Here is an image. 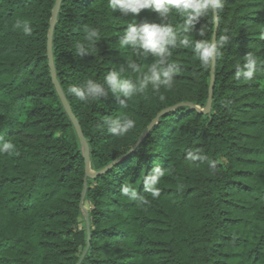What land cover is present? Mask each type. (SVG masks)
Returning a JSON list of instances; mask_svg holds the SVG:
<instances>
[{"label":"trees","instance_id":"obj_1","mask_svg":"<svg viewBox=\"0 0 264 264\" xmlns=\"http://www.w3.org/2000/svg\"><path fill=\"white\" fill-rule=\"evenodd\" d=\"M55 1L0 0V136L16 146L0 154V264H78L82 256L80 264H264V68L251 80L236 78L248 53L264 61V0H224L216 39L227 32L230 40L215 59L210 110L178 106L130 154L161 111L181 103L205 109L212 62L203 66L178 44L168 59L180 66L172 88L149 85L123 108L111 92L80 102L70 85L102 82L122 67V77L134 82L147 72L156 58L121 46L119 37L130 23L160 19L150 9L112 12L108 0H62L53 61L88 144L90 171L128 154L86 184L83 149L48 65ZM168 23L178 40L211 41L215 32L207 17L190 33L176 13ZM86 26L100 33L94 44L84 39ZM201 27L204 37L196 34ZM78 43L89 54H77ZM119 117L135 126L119 137L101 130L103 121ZM157 165L164 175L153 199L142 181ZM125 183L149 203L121 195Z\"/></svg>","mask_w":264,"mask_h":264},{"label":"clouds","instance_id":"obj_2","mask_svg":"<svg viewBox=\"0 0 264 264\" xmlns=\"http://www.w3.org/2000/svg\"><path fill=\"white\" fill-rule=\"evenodd\" d=\"M108 7L112 12L119 10L125 15L129 13L139 14L143 9H150L157 13L160 23L147 21L130 23L119 37L121 46L131 48L142 57L151 54L156 60L151 63L147 72L136 82L122 77L121 73L124 71L122 67L119 71H108L102 82L87 79L80 85H70L67 89L68 93L83 103L95 102L111 92L117 97L119 106L123 108L127 106L128 99L143 92L149 85L156 91L161 87L170 89L173 86L175 76L180 72V66L169 63L168 59L171 50L176 48L178 44L185 48H191L196 58L206 67L220 55V50L230 40L227 32L220 35L218 39L211 41L207 39L178 40V33L168 23L172 13L183 18L182 31L185 33L194 32L195 25L201 17H207L208 23H216L219 20V13L223 10L224 0H108ZM213 10H215V15L212 14ZM17 27H22V25L18 22ZM23 30L26 36L31 34L29 27L23 26ZM83 31L84 39L90 44H94L100 39V33L95 27L86 26ZM196 34L204 37L203 27L197 30ZM74 49L79 55L89 54L83 43L76 44ZM127 68L135 70L137 65L130 61ZM259 68H264V61H258L252 53H248L243 65L237 66L236 78L239 79L243 76V78L251 80ZM160 99L163 100L164 97L161 96ZM134 126L135 121L133 119L119 117L103 121L101 130H106L107 133L119 137L126 134ZM15 151L16 146L0 136V154H11ZM189 159H196V157L189 154ZM211 166L215 167V164L213 163ZM163 175L164 172L157 165L143 178L144 191L149 193L153 199L158 198L161 194L158 184ZM120 194L133 202L149 203L148 199L141 196L129 183L121 185Z\"/></svg>","mask_w":264,"mask_h":264},{"label":"water","instance_id":"obj_3","mask_svg":"<svg viewBox=\"0 0 264 264\" xmlns=\"http://www.w3.org/2000/svg\"><path fill=\"white\" fill-rule=\"evenodd\" d=\"M62 0H56L53 10H52V14H51V18H50V22H49V31H48V36H47V57H48V65H49V69H50V74H51V79L53 82V85L56 89V92L59 96V99L62 103V106L65 110V112L67 113L69 119L71 120L76 134L79 138V141L81 143L82 149H83V157H84V173H85V184H86V179L87 178H94L95 176L104 173L105 171H107L111 166H113L116 163H119L122 159H124L127 155L119 158L118 160H116L115 162L111 163L110 165H108L105 169L97 172V173H93L90 171L89 168V147L88 144L83 136L81 127L79 125V123L77 122L76 118L74 117L68 102L66 100V97L63 93V90L57 80L56 77V72H55V66H54V61H53V54H52V38H53V31H54V27L56 25L57 22V16L60 10V5H61ZM214 14H215V10H214ZM218 28V22L215 23V32H214V36L213 39H216V31ZM212 39V40H213ZM214 67H215V60L212 61V71H211V83H210V88H209V96H208V100H207V105L205 107L204 110H200L198 107L193 106L192 104L189 103H181V104H177L175 106L169 107L163 111H161L160 113H158L156 115V117L150 122V124L148 125V127L146 128L144 134L138 139V141L136 142V144L133 146V148L130 150L129 154L132 153L134 151V149L138 146V144L140 143V141L144 138V136H146V134L149 132V130L158 122L159 118L163 115H165L166 113L174 110L175 108H177L178 106H189L192 109L196 110L197 112H201V113H206L210 110L211 108V102H212V88H213V82H214ZM83 198H84V194L82 195L81 201H80V207L82 208V210L85 212L86 214V209L83 206ZM88 226V223H87ZM83 258V256H82ZM81 258V260H82ZM80 260V262H81ZM80 262L78 264H80Z\"/></svg>","mask_w":264,"mask_h":264}]
</instances>
